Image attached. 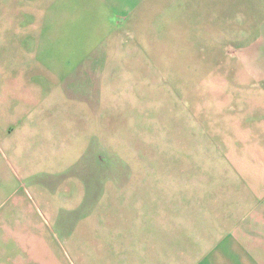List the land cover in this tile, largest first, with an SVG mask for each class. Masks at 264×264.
I'll return each mask as SVG.
<instances>
[{"label":"rangeland","instance_id":"374dc122","mask_svg":"<svg viewBox=\"0 0 264 264\" xmlns=\"http://www.w3.org/2000/svg\"><path fill=\"white\" fill-rule=\"evenodd\" d=\"M253 3L142 1L108 57L100 120L52 97L39 149L10 153L0 264H155L145 225L180 209L188 227L242 191L257 159L243 87L264 67V8Z\"/></svg>","mask_w":264,"mask_h":264},{"label":"crops","instance_id":"0c3cea01","mask_svg":"<svg viewBox=\"0 0 264 264\" xmlns=\"http://www.w3.org/2000/svg\"><path fill=\"white\" fill-rule=\"evenodd\" d=\"M142 1L0 0V148L8 153L0 154V207L8 198L4 167L10 153L18 159L25 146L39 149L41 119L57 115L58 100L85 107L89 119L100 120L103 104L110 102L102 74L108 57L120 49L127 19ZM256 2L249 7L264 8V0ZM19 8H24L22 16ZM253 76L255 82L243 87L250 93L251 109L240 117L256 136L257 159L251 165L256 174L241 175L242 191L223 193L216 198L220 206L193 213L188 227L179 223L180 209L160 214L176 216L170 224L162 219L145 225L151 262L264 264V67ZM52 97L57 104H50Z\"/></svg>","mask_w":264,"mask_h":264}]
</instances>
